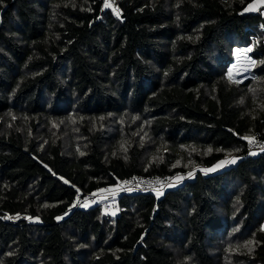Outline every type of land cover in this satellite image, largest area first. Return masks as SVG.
I'll list each match as a JSON object with an SVG mask.
<instances>
[{
	"label": "trees",
	"instance_id": "obj_1",
	"mask_svg": "<svg viewBox=\"0 0 264 264\" xmlns=\"http://www.w3.org/2000/svg\"><path fill=\"white\" fill-rule=\"evenodd\" d=\"M115 1L0 0V264H264V151L249 149L264 15L255 0ZM257 30L255 77L234 81L232 50ZM233 154L164 193H119L115 216L73 206Z\"/></svg>",
	"mask_w": 264,
	"mask_h": 264
},
{
	"label": "rangeland",
	"instance_id": "obj_2",
	"mask_svg": "<svg viewBox=\"0 0 264 264\" xmlns=\"http://www.w3.org/2000/svg\"><path fill=\"white\" fill-rule=\"evenodd\" d=\"M108 8H111L114 12H116L117 14L120 13V9L119 6L117 5L115 0H106V4ZM246 11L248 12H262V14L264 15V0H255L253 1L251 4H249V6L247 7ZM259 30L255 31V35H253L251 37V43L245 47H234L232 50V55H233V59L232 61L235 60V54H234V49L238 48V49H242V48H247L248 49V55L243 56L242 59L239 61V63L233 68L231 67V63L228 66V75L230 76V78L234 81H245L247 79L253 78L255 77L254 75V68L256 66L257 60L256 58L253 56V49L255 47L256 44L259 43L260 40V36L258 35ZM242 61L246 62L244 64H242ZM247 65V66H246ZM240 68V69H239ZM243 69V70H242ZM235 72V73H234ZM238 158L237 156H235V154L224 158L220 161H218L217 163L211 165V166H202V165H196L193 166L189 169H187V171L185 172H179L174 174V183L169 186L167 189H165L163 191V193L165 191H167L170 188H177L178 186L182 185L183 183H185L188 180L194 179L196 177V175L199 172H205V173H215L221 170H224L232 165H234L237 162ZM234 161V162H233ZM147 176V175H144ZM152 178H159L161 177L159 176H150ZM122 192L121 189L119 188V184H117L116 186H114V188H112V191L109 193L110 196L115 197V193L116 196H118V194ZM93 206L92 204H88ZM89 206V207H91ZM97 206H101V204H98ZM106 214L108 215H117V212H106ZM21 215V214H19ZM16 216H18L17 214L14 216H11L12 220H16ZM24 216V215H23ZM22 216V218H28L30 220V222H40L39 218H33L30 216L25 215L24 217ZM67 214L63 215V216H59L58 219L63 220L64 217H66ZM18 219V221L20 220ZM213 237H214V241H213V248L216 249L217 251L220 252L221 256L222 253L225 249V231L224 230H218L216 233H213ZM221 256L217 258V262L219 263L221 260ZM222 264H225V262H223Z\"/></svg>",
	"mask_w": 264,
	"mask_h": 264
},
{
	"label": "built area",
	"instance_id": "obj_3",
	"mask_svg": "<svg viewBox=\"0 0 264 264\" xmlns=\"http://www.w3.org/2000/svg\"><path fill=\"white\" fill-rule=\"evenodd\" d=\"M249 149L250 151L256 153L264 151V139L258 137V135L252 136V138L250 139ZM173 179H174L173 175H165L159 178H152L150 176H144V175H136L126 180L120 181L117 184H119V188L121 189L122 192L160 194L163 193L165 189H167L169 186H171L174 183L175 180ZM112 188L114 187L108 186L96 190L89 194L80 193L79 195H77V198L73 203V206L76 208H86L91 206L88 204H92L93 206H97L98 204H101V208L104 212L105 211L110 213L117 212L119 211V204L116 193H115V197L109 195V193L112 191ZM17 215L18 216H16L15 218L16 220L22 218V215L19 214Z\"/></svg>",
	"mask_w": 264,
	"mask_h": 264
},
{
	"label": "bare ground",
	"instance_id": "obj_4",
	"mask_svg": "<svg viewBox=\"0 0 264 264\" xmlns=\"http://www.w3.org/2000/svg\"><path fill=\"white\" fill-rule=\"evenodd\" d=\"M234 54H235V60L232 61V63H231V67H233V68L239 63V61L242 59L243 56L248 55V49L247 48L237 49L234 51ZM244 63H246V62L242 61V64H244Z\"/></svg>",
	"mask_w": 264,
	"mask_h": 264
},
{
	"label": "crops",
	"instance_id": "obj_5",
	"mask_svg": "<svg viewBox=\"0 0 264 264\" xmlns=\"http://www.w3.org/2000/svg\"><path fill=\"white\" fill-rule=\"evenodd\" d=\"M238 48H236V50H237ZM243 49V48H242ZM235 50V49H234Z\"/></svg>",
	"mask_w": 264,
	"mask_h": 264
},
{
	"label": "snow or ice",
	"instance_id": "obj_6",
	"mask_svg": "<svg viewBox=\"0 0 264 264\" xmlns=\"http://www.w3.org/2000/svg\"><path fill=\"white\" fill-rule=\"evenodd\" d=\"M107 6V5H106ZM234 162V161H233Z\"/></svg>",
	"mask_w": 264,
	"mask_h": 264
}]
</instances>
